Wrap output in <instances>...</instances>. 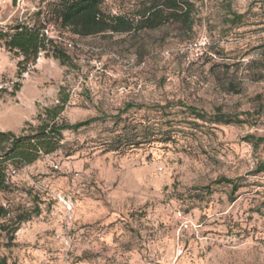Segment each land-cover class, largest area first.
I'll list each match as a JSON object with an SVG mask.
<instances>
[{
	"label": "rangeland",
	"instance_id": "rangeland-1",
	"mask_svg": "<svg viewBox=\"0 0 264 264\" xmlns=\"http://www.w3.org/2000/svg\"><path fill=\"white\" fill-rule=\"evenodd\" d=\"M60 1L0 10V132L30 134L59 107V124L100 121L63 132L60 151L17 167L0 189V255L9 264H264V173L255 174L264 144L246 141L264 138V0H193L192 30L75 36L60 59L51 50L20 66L3 35L25 18L52 23ZM232 12L243 15L238 25L227 22ZM189 107L246 123L203 122ZM57 193L75 202L68 225Z\"/></svg>",
	"mask_w": 264,
	"mask_h": 264
},
{
	"label": "trees",
	"instance_id": "trees-1",
	"mask_svg": "<svg viewBox=\"0 0 264 264\" xmlns=\"http://www.w3.org/2000/svg\"><path fill=\"white\" fill-rule=\"evenodd\" d=\"M107 1L61 0L60 4L56 6L55 21L52 23L80 38L106 34L154 31L171 25H179L181 28L189 30L193 29V13L195 9L193 0H139L140 6L133 15L108 14L103 9ZM230 15L231 18L227 22L232 26L238 25L243 19V15L241 14L232 12ZM31 24L32 27L26 23H21L15 28V32L12 35H3L6 39V48L22 56L23 60L19 65L36 63L41 50H45L47 53L52 50L56 58L60 59L63 52L60 51L59 47L50 44V47L47 48L40 36L41 29L47 24H51V21L47 22L44 20L41 28L32 21ZM133 107L132 104H126L125 110H130ZM63 111V107L56 108L55 116L51 121L43 120L37 127H31L30 134L16 136L11 132H0V145L4 146V155L0 156V189L14 183L13 180L9 183L7 182L5 173L7 169L6 162L11 161L19 168L33 165L43 156L55 154L62 149L64 141L63 132H77L84 127L100 121V118H92L74 125L59 124L56 119ZM187 111L195 119L203 122H213L217 125L246 123L239 115L231 116L218 112L211 118H208L207 114L197 108L189 107ZM246 115L251 116L250 113ZM246 141L252 143L255 147L264 144L263 137L248 136ZM259 173H264V161L255 171V174ZM215 184L232 185L231 195L237 193L240 189V186L236 182L227 178H221ZM0 214H7V211L0 207ZM22 220L23 218H21ZM0 264H9L8 259L0 255Z\"/></svg>",
	"mask_w": 264,
	"mask_h": 264
},
{
	"label": "built area",
	"instance_id": "built-area-1",
	"mask_svg": "<svg viewBox=\"0 0 264 264\" xmlns=\"http://www.w3.org/2000/svg\"><path fill=\"white\" fill-rule=\"evenodd\" d=\"M14 0H0V10L3 9L8 4L12 3ZM18 2H21L22 0H17ZM35 11V10H34ZM28 26L32 27L31 21L27 20L25 18L24 22ZM40 36L44 42V44L47 46V48L50 47V44L56 45L58 47H63L67 50H71L74 47L73 39L75 36H73L68 31L60 28L56 24H47L44 28L41 29ZM47 52L45 50H41L39 53V58L43 57ZM6 164V177L7 182L9 183L11 180L17 178L19 176V169L11 162L8 161ZM27 167V166H25ZM1 168V167H0ZM55 168H59L58 166H55ZM32 187L36 190H39L43 193L48 192V189L39 182H32ZM55 201L57 204L62 208L65 214V224L68 225L73 221L74 218V211H75V202L73 198L69 195H65L63 193H57L54 196ZM177 217L181 222V229L183 231L190 229V223L188 220H186L182 214V212H177ZM183 250L181 249L180 253H182ZM151 264V263H148Z\"/></svg>",
	"mask_w": 264,
	"mask_h": 264
}]
</instances>
